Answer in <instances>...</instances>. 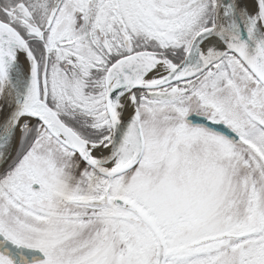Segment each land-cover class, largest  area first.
<instances>
[{"label": "snow or ice", "instance_id": "obj_1", "mask_svg": "<svg viewBox=\"0 0 264 264\" xmlns=\"http://www.w3.org/2000/svg\"><path fill=\"white\" fill-rule=\"evenodd\" d=\"M0 264H264V0H0Z\"/></svg>", "mask_w": 264, "mask_h": 264}]
</instances>
